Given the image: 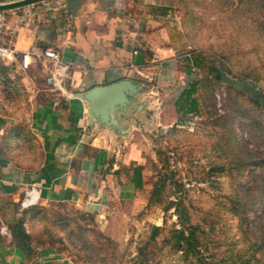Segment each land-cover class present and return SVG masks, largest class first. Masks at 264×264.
I'll use <instances>...</instances> for the list:
<instances>
[{
	"label": "crops",
	"instance_id": "crops-1",
	"mask_svg": "<svg viewBox=\"0 0 264 264\" xmlns=\"http://www.w3.org/2000/svg\"><path fill=\"white\" fill-rule=\"evenodd\" d=\"M40 2L5 11L0 34V45L16 52L13 60H0V93L10 91L15 78L21 98L6 101L23 108L10 113L0 104V264H71L55 247L19 237L17 223L30 236L33 212L51 203L74 204L102 223L108 220L112 201H127L143 186L145 139L139 130L196 110V90L190 98L185 91L198 85L201 56L191 49L175 0ZM44 48L69 65L60 89L47 83L49 59L35 56L27 70L20 69L22 51ZM120 79L148 83L134 103L142 108L128 110L122 120L126 135L89 126L78 97ZM235 79L237 91L264 106L261 88ZM31 184L41 189L39 201L22 209Z\"/></svg>",
	"mask_w": 264,
	"mask_h": 264
},
{
	"label": "rangeland",
	"instance_id": "rangeland-1",
	"mask_svg": "<svg viewBox=\"0 0 264 264\" xmlns=\"http://www.w3.org/2000/svg\"><path fill=\"white\" fill-rule=\"evenodd\" d=\"M175 2L201 56L196 110L139 130L143 186L112 201L108 220L68 203L33 212L29 240L55 247L71 264H264V107L217 75L223 70L264 92V0ZM10 81L1 110L17 114L23 108L6 100L21 93ZM178 213L194 232L188 251L176 246Z\"/></svg>",
	"mask_w": 264,
	"mask_h": 264
},
{
	"label": "water",
	"instance_id": "water-1",
	"mask_svg": "<svg viewBox=\"0 0 264 264\" xmlns=\"http://www.w3.org/2000/svg\"><path fill=\"white\" fill-rule=\"evenodd\" d=\"M43 0H12L0 2V11H8L30 5ZM220 81L225 84L235 85L236 79L220 70ZM146 90V85H141L129 79H120L107 85L95 86L78 97L85 104L89 126L97 125L108 128L115 134L126 135L127 125L122 120L128 118L127 112L142 105L135 106L137 96Z\"/></svg>",
	"mask_w": 264,
	"mask_h": 264
},
{
	"label": "built area",
	"instance_id": "built-area-1",
	"mask_svg": "<svg viewBox=\"0 0 264 264\" xmlns=\"http://www.w3.org/2000/svg\"><path fill=\"white\" fill-rule=\"evenodd\" d=\"M6 27V12L0 11V34ZM15 50L11 47L0 45V60L10 61L15 56ZM41 55L49 59L53 63V69L47 78V83L53 89H60L62 86V80L64 79L69 65L63 62L58 53L52 48H44L41 53H35L31 50H25L20 53V69L27 70L32 63L35 56ZM41 195V189L35 184H31L30 187L25 191L24 196L19 202L22 209H27L34 206L39 201Z\"/></svg>",
	"mask_w": 264,
	"mask_h": 264
},
{
	"label": "trees",
	"instance_id": "trees-1",
	"mask_svg": "<svg viewBox=\"0 0 264 264\" xmlns=\"http://www.w3.org/2000/svg\"><path fill=\"white\" fill-rule=\"evenodd\" d=\"M217 75H218V71H217ZM219 76V75H218ZM196 90V82H194L191 86V89L188 91H185V97L186 98H190L191 94H193V92ZM184 94V93H183ZM255 105L257 106H261L259 103L254 102ZM191 105L192 108L195 109L196 108V100L194 98H191ZM264 107V106H262ZM155 192V190L153 189L152 194ZM178 217L180 218V223L182 228L179 230H176V237H177V242H176V246L179 249H183V251H188L191 248L193 239H195L194 237V232L190 230V226L189 223H185V221L182 219V216L180 213H178ZM16 228L19 232V237L21 236L23 238V240L28 239V236L26 234L23 233L22 228L20 223H17Z\"/></svg>",
	"mask_w": 264,
	"mask_h": 264
}]
</instances>
